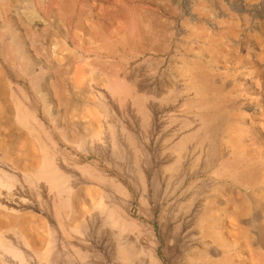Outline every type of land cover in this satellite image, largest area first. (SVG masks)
Masks as SVG:
<instances>
[{
    "label": "rangeland",
    "instance_id": "1",
    "mask_svg": "<svg viewBox=\"0 0 264 264\" xmlns=\"http://www.w3.org/2000/svg\"><path fill=\"white\" fill-rule=\"evenodd\" d=\"M213 252L264 264V0H0V264Z\"/></svg>",
    "mask_w": 264,
    "mask_h": 264
},
{
    "label": "bare ground",
    "instance_id": "2",
    "mask_svg": "<svg viewBox=\"0 0 264 264\" xmlns=\"http://www.w3.org/2000/svg\"><path fill=\"white\" fill-rule=\"evenodd\" d=\"M189 73H191V72L189 71ZM189 75H191V74H189ZM207 220H209L208 221L209 223L211 222V219H207ZM208 237L212 238L217 244L221 245V247L225 248V246L227 247V245H230V243H229L230 237L228 236V238H225V235H224L223 232H218V233H215L213 235L208 233ZM249 243H250V247L252 248L253 240H251ZM231 247H232V245H231ZM231 247L229 246V249H231ZM250 247H248V248H250ZM225 249H227V248H225ZM213 254H214L215 257H217L219 259H216V260L210 262L209 264H225V259L224 258L227 257L226 254L218 255L215 252H213Z\"/></svg>",
    "mask_w": 264,
    "mask_h": 264
}]
</instances>
